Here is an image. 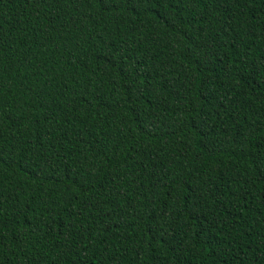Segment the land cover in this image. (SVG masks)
I'll return each mask as SVG.
<instances>
[{
    "label": "trees",
    "instance_id": "16d2710c",
    "mask_svg": "<svg viewBox=\"0 0 264 264\" xmlns=\"http://www.w3.org/2000/svg\"><path fill=\"white\" fill-rule=\"evenodd\" d=\"M0 264H264V0H0Z\"/></svg>",
    "mask_w": 264,
    "mask_h": 264
}]
</instances>
